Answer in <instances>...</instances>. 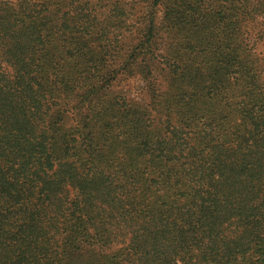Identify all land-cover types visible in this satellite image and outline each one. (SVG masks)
Returning <instances> with one entry per match:
<instances>
[{
  "label": "trees",
  "instance_id": "trees-1",
  "mask_svg": "<svg viewBox=\"0 0 264 264\" xmlns=\"http://www.w3.org/2000/svg\"><path fill=\"white\" fill-rule=\"evenodd\" d=\"M129 9L0 0V264H264V0Z\"/></svg>",
  "mask_w": 264,
  "mask_h": 264
},
{
  "label": "rangeland",
  "instance_id": "rangeland-1",
  "mask_svg": "<svg viewBox=\"0 0 264 264\" xmlns=\"http://www.w3.org/2000/svg\"><path fill=\"white\" fill-rule=\"evenodd\" d=\"M117 1L118 0H87V8L95 22L100 23L99 28H101V31L108 30L109 28V26L103 23V21L106 19L113 20V22L110 24V30L114 33H120L121 29L115 27L118 25L117 23L119 21L116 19L121 18L130 20L135 18L133 16L134 11L130 12L129 7L134 6V3L140 0H124V5L126 7L122 12L115 11V4ZM121 85L123 88L129 90V94L132 96L139 97L145 93V81L138 76L126 79Z\"/></svg>",
  "mask_w": 264,
  "mask_h": 264
}]
</instances>
